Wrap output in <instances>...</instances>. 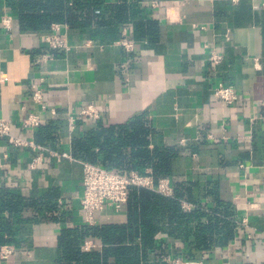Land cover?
<instances>
[{"label":"crops","instance_id":"crops-1","mask_svg":"<svg viewBox=\"0 0 264 264\" xmlns=\"http://www.w3.org/2000/svg\"><path fill=\"white\" fill-rule=\"evenodd\" d=\"M143 5L147 19L158 23L153 41L139 38L132 24L122 25L117 39L68 28L69 49L54 50L46 43L51 32L22 31L17 14L2 3L0 119L11 124L14 137L45 151L0 139V196H21L27 203L16 243L4 245L15 253L4 259L2 246L0 264H56L61 231L86 225L80 206L83 168L73 158L72 140L97 124L79 116L89 103L101 111L104 125L146 115L157 141L180 152L173 181L216 188L218 198L234 206L238 224L247 221L228 246L189 263L264 264V0H144ZM4 17L12 20L10 30L3 28ZM122 40L133 42V50L127 52ZM213 53L222 56L218 65L210 62ZM218 83L235 89L234 105L213 97ZM32 84L42 89L46 109L33 102ZM30 114L40 116L39 127L53 126L45 144L37 141L39 127L23 128ZM51 191L58 193V221L50 214L36 216L33 207ZM95 220L125 223L127 214L106 207ZM163 239L167 260L182 258L185 244Z\"/></svg>","mask_w":264,"mask_h":264},{"label":"trees","instance_id":"trees-1","mask_svg":"<svg viewBox=\"0 0 264 264\" xmlns=\"http://www.w3.org/2000/svg\"><path fill=\"white\" fill-rule=\"evenodd\" d=\"M143 1L119 0L110 4L107 0H1L0 8L3 3L10 13L17 14L24 32L49 33L53 25L61 24L70 30L91 32L92 37L110 35L117 39L121 38L120 27L132 24L139 38L153 41L158 23L147 19ZM52 127H39L38 143L48 142ZM72 155L79 162L126 175H147L150 169L155 184L161 179L172 182L173 195L130 187L123 208L127 221L62 230L56 264H168L164 236L183 242L185 250L179 256L192 261L228 246L234 239L239 226L234 206L221 201L216 188L173 181V163L180 152L157 141L146 115L120 125L98 122L83 135L75 133ZM57 197L58 193L51 191L44 201H36L35 215L50 214L53 221H58L54 215L58 211ZM205 198L211 203H205ZM183 203L190 204V210L185 211ZM26 206L21 196H0V214H10L7 219L0 217V248L16 243L17 226L24 222L20 214ZM87 241L101 247L86 251L83 246Z\"/></svg>","mask_w":264,"mask_h":264},{"label":"built area","instance_id":"built-area-1","mask_svg":"<svg viewBox=\"0 0 264 264\" xmlns=\"http://www.w3.org/2000/svg\"><path fill=\"white\" fill-rule=\"evenodd\" d=\"M155 5V4H154ZM11 18H3V28L10 30ZM67 25L55 24L52 27L51 33L46 37V43L51 49L54 50H68L69 43L67 41V35L64 30L68 29ZM119 44L127 51L133 50L134 43L128 40H122ZM44 58H47L46 56ZM49 58V57H48ZM222 60V56L213 53L210 57V62L213 65H218ZM31 98L34 103L42 106L46 109L45 98L42 89L32 84L30 88ZM213 97L227 105L232 106L238 99L237 92L231 86H226L223 83H218L213 89ZM53 114L56 112L53 110ZM79 116L85 122L98 123L101 120V111L93 103H89L83 107ZM41 125V118L38 114H30L23 122V128L27 130H33ZM11 124L5 120L0 119V139L7 138L10 145L13 147H32L39 149L42 152L44 148L39 147L32 141H26L21 138L14 137L11 133ZM7 158V156H6ZM41 161V157H38L31 165V169L34 168L37 162ZM4 165L0 161V169ZM83 168V194L80 199L81 210L84 214V220L86 225H96L95 215L98 211H103L106 207L113 208L116 212H121L128 201V193L130 187L146 188L157 192L164 196L173 195V187L170 180L161 179L155 184L151 177V172L147 175H140L137 172H132L129 175L121 174L112 170H107L99 165L82 163ZM183 208L187 211L190 209V205H184ZM246 226L247 221L239 223ZM96 248L94 241H87L83 246V249L89 251ZM15 253L12 246L7 245L2 247L1 256L4 259L9 258ZM168 264H191L185 261L183 258H173L166 261Z\"/></svg>","mask_w":264,"mask_h":264}]
</instances>
